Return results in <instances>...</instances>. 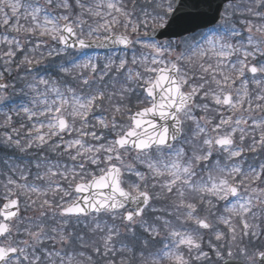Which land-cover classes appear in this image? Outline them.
Returning a JSON list of instances; mask_svg holds the SVG:
<instances>
[{
	"label": "snow or ice",
	"instance_id": "obj_1",
	"mask_svg": "<svg viewBox=\"0 0 264 264\" xmlns=\"http://www.w3.org/2000/svg\"><path fill=\"white\" fill-rule=\"evenodd\" d=\"M0 117V264H264V0H0Z\"/></svg>",
	"mask_w": 264,
	"mask_h": 264
},
{
	"label": "trees",
	"instance_id": "obj_2",
	"mask_svg": "<svg viewBox=\"0 0 264 264\" xmlns=\"http://www.w3.org/2000/svg\"><path fill=\"white\" fill-rule=\"evenodd\" d=\"M0 119H2V117H0Z\"/></svg>",
	"mask_w": 264,
	"mask_h": 264
}]
</instances>
